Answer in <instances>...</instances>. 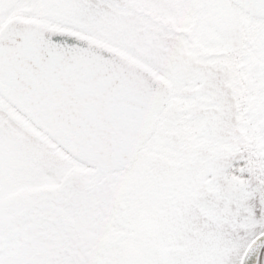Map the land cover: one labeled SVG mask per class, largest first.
Masks as SVG:
<instances>
[{"label":"snow or ice","instance_id":"obj_1","mask_svg":"<svg viewBox=\"0 0 264 264\" xmlns=\"http://www.w3.org/2000/svg\"><path fill=\"white\" fill-rule=\"evenodd\" d=\"M0 264H264V0H0Z\"/></svg>","mask_w":264,"mask_h":264}]
</instances>
